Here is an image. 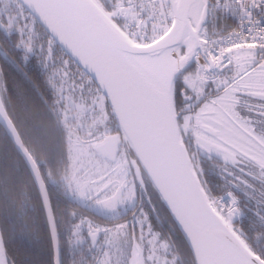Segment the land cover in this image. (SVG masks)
Masks as SVG:
<instances>
[{"label":"trees","instance_id":"1","mask_svg":"<svg viewBox=\"0 0 264 264\" xmlns=\"http://www.w3.org/2000/svg\"><path fill=\"white\" fill-rule=\"evenodd\" d=\"M6 1L0 0L1 95L47 184L61 237L62 264H70L69 241L64 237L70 220L68 207L62 202L67 196L69 145L74 140L83 145L89 143L88 132L93 136L101 135V139L105 129H113L117 121L106 96L90 75L18 0L8 2L10 9L5 8ZM96 1L109 11L106 0ZM212 18L206 25L209 31ZM217 21L219 25H225L229 24L230 18H218ZM158 32L162 35L165 29ZM197 66L194 61L189 63L177 73L173 83L181 136L209 199L213 201L225 196L233 199L240 213L233 220L234 229L264 259L263 161L243 149H236V154L227 156L220 146L221 149L198 144L193 121L188 128L182 129L186 114L195 112L186 105L195 99L189 81L196 78ZM235 90L240 96L236 117L244 120L250 129L228 115L230 121L264 149V95L258 94L256 98L246 90ZM99 107L103 109L98 110ZM95 111H100L102 125ZM103 113L107 116L105 124ZM208 131L217 137L216 129L209 128ZM119 132L121 134L118 127ZM163 205L167 210L164 202ZM168 214L171 217L169 211ZM0 224L9 264H55L51 232L34 176L1 124ZM181 248L185 249V264H196L187 242L179 245Z\"/></svg>","mask_w":264,"mask_h":264},{"label":"water","instance_id":"2","mask_svg":"<svg viewBox=\"0 0 264 264\" xmlns=\"http://www.w3.org/2000/svg\"><path fill=\"white\" fill-rule=\"evenodd\" d=\"M61 48L96 82L106 96L134 169L157 190L191 249L196 264H264L216 209L199 178L180 133L173 83L200 53L212 69L200 32L209 19L210 0H168L173 22L148 44L134 43L96 0H18ZM185 57L166 79L140 56L155 57L167 48ZM0 124L29 166L47 216L55 264L62 254L47 184L9 116L0 90ZM0 264H9L0 224ZM137 264H142L139 260Z\"/></svg>","mask_w":264,"mask_h":264},{"label":"rangeland","instance_id":"3","mask_svg":"<svg viewBox=\"0 0 264 264\" xmlns=\"http://www.w3.org/2000/svg\"><path fill=\"white\" fill-rule=\"evenodd\" d=\"M8 2L12 1L7 0L5 2V8L10 9ZM158 2L160 3L162 11L156 19L153 18V21L150 18L152 15L148 13L146 6L141 5L138 7L135 4V0H106L107 6H110L109 11L106 12L123 31L132 30L133 33L136 32L138 34L144 31L145 37L149 41H153L160 36L159 29L168 27V22L172 19V10L169 1L158 0ZM232 4V0H212L210 18H214H212L211 25L209 26L211 31L206 29L208 32L228 28L235 22L231 15H235L237 12ZM11 14L12 17L15 16L14 13ZM223 17L230 18L229 24L223 23L225 25H219L217 23V19ZM153 29L156 32H153ZM181 49L183 48H175L176 51ZM232 56L234 58L232 65L224 75H216V72L210 70L206 64H203V60L199 58L200 63H198L196 73H194L196 74V78L192 79L193 81H189L191 90L195 93V99L186 105L187 109H193L196 113L186 114L184 126L185 128L188 127L193 121L198 144L207 146L213 144L217 148L222 147L227 156L236 154V149H243L257 157L260 156V160L263 157L262 159L264 160V150L250 137L236 128L228 116L235 117L243 127L250 129L244 120L242 121L239 116L236 117V113L238 114L236 109L238 105L237 99L240 96L238 90L235 89L239 88L241 91L246 90L256 98L258 94L264 95V55L257 48L250 47L234 51ZM172 59L175 62H181L182 65L186 64L184 62L185 57H179L177 53L173 55ZM197 60L193 61L197 64ZM100 109H103V107L98 108V110ZM95 112L97 113L96 118H101L102 125L100 111ZM103 116L105 124L107 122V116L104 113ZM209 128L216 129L217 137L214 138L209 134ZM117 130L118 124H114L113 129L112 127L105 129V133L101 139V135L93 136L88 132L86 138L91 140L89 143L83 145L74 140L69 145L70 162L67 179L69 196L79 204L87 205L91 208L95 206L97 209L101 208L99 210L104 212L106 217H112L114 214H109L107 210L108 206L106 204H109L110 201L106 200H108L111 192H107L108 190L106 188H115L114 190L116 191L117 187L121 186L123 188L128 187L129 189L131 187V179L129 177H133L132 173H128L129 162L127 154L130 152L129 148L123 140L122 133H117ZM115 133L117 135L114 137L119 140L121 139V144L117 141V158L108 159L107 153L103 155L101 154L102 152L100 153L98 151V143L104 137ZM126 170L128 171L126 172ZM126 195L127 193L124 196ZM103 197H106L105 201L107 203L102 201ZM130 197L131 195L126 196L125 200L130 199ZM111 200L113 201V197ZM219 200V198L213 200L217 207L216 209L233 225V220L240 215L239 210L235 205H232L228 209H222ZM102 202L104 205L101 204ZM143 212L142 210L139 212L138 227L140 228L139 233L144 242L146 264H174L169 243L166 240H161L159 233L146 224L147 217L143 215Z\"/></svg>","mask_w":264,"mask_h":264},{"label":"flooded vegetation","instance_id":"4","mask_svg":"<svg viewBox=\"0 0 264 264\" xmlns=\"http://www.w3.org/2000/svg\"><path fill=\"white\" fill-rule=\"evenodd\" d=\"M180 48H183V45ZM227 70L228 67L223 68L218 73L216 72V75H224ZM221 89L223 90V88ZM252 122L253 127H256L255 122ZM183 128H185L184 121L182 122ZM209 134L215 138L214 135ZM115 135L117 133L104 137L98 143V151L103 155L107 153L108 159L117 158L118 142L121 144V139L115 138ZM212 146L215 145L212 144ZM209 151L211 152V150ZM249 154L253 155L250 152ZM127 158L129 171L126 170V172L133 175L132 178L129 177L131 187L128 189V187L119 186L116 191L115 188H106L107 192H111L106 200L110 203L106 206H108L109 214L114 213L112 217H106L105 213L100 211L101 208L99 210L96 206L91 208L77 203L69 196L67 189L66 200H62V202L68 207V219L70 220L68 232L64 235L69 241L70 264H137L139 260L142 264H146L144 242L138 227L140 210L144 211L143 215L147 217L146 224L159 233L161 240H166L169 243L174 264H185V249H179V245L182 246L183 242L186 243L185 238L169 216L159 198L160 195L156 193L157 190L155 191L143 171L142 182L139 180L134 169L135 156L129 152ZM254 158L259 159L260 156ZM262 158L261 160H263ZM125 193H127L126 196L131 195L130 199L125 200ZM105 198L103 197V202Z\"/></svg>","mask_w":264,"mask_h":264},{"label":"built area","instance_id":"5","mask_svg":"<svg viewBox=\"0 0 264 264\" xmlns=\"http://www.w3.org/2000/svg\"><path fill=\"white\" fill-rule=\"evenodd\" d=\"M232 2L237 14L231 15L235 22L230 27L201 32L208 55L218 71L232 64V53L240 48H257L264 55V0H232ZM135 4L138 7L145 5L148 13L152 15L150 17L152 21L162 11L158 0H135ZM168 24L170 25L171 22L169 21ZM126 32L132 40L137 38L148 40L144 31L139 34L133 33L132 30ZM203 64H205L204 60ZM219 204L222 209H228L233 205V200L228 196L221 197Z\"/></svg>","mask_w":264,"mask_h":264},{"label":"bare ground","instance_id":"6","mask_svg":"<svg viewBox=\"0 0 264 264\" xmlns=\"http://www.w3.org/2000/svg\"><path fill=\"white\" fill-rule=\"evenodd\" d=\"M174 54L175 48H167L163 51H160V53H158V55L155 57L141 55L140 58L144 63L152 67H156L160 76L166 79L173 67L181 65V62H175V60L172 59Z\"/></svg>","mask_w":264,"mask_h":264}]
</instances>
